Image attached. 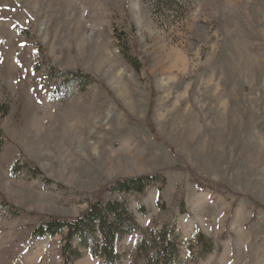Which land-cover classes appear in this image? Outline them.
Masks as SVG:
<instances>
[{"label": "rangeland", "instance_id": "rangeland-1", "mask_svg": "<svg viewBox=\"0 0 264 264\" xmlns=\"http://www.w3.org/2000/svg\"><path fill=\"white\" fill-rule=\"evenodd\" d=\"M182 3L0 0V264H61L60 238L33 227L153 175L128 208L140 228L173 222L175 264H264V0Z\"/></svg>", "mask_w": 264, "mask_h": 264}, {"label": "trees", "instance_id": "trees-1", "mask_svg": "<svg viewBox=\"0 0 264 264\" xmlns=\"http://www.w3.org/2000/svg\"><path fill=\"white\" fill-rule=\"evenodd\" d=\"M184 1L153 0L156 12L164 14L174 10L175 15L180 17L184 14ZM115 36L122 41L124 34L120 32ZM127 61L135 70L141 67L137 56L127 57ZM70 75L85 84L89 83L88 76L80 73ZM5 111V107L0 104V113L4 114ZM29 170L37 172L32 167ZM155 183L163 186L164 179L153 175L115 180L85 199L83 203L86 208L77 217L48 216L33 227L29 239L59 237L61 264H73L84 252L99 259L102 264H121L122 255L118 251V244L126 236L133 235L135 240L128 264H175L179 249L173 222L163 223L159 228L155 225L140 228L128 208V195L142 194L145 188ZM184 206L181 196L178 203L181 215L185 212ZM197 242L201 246V257L212 252V244L201 234H197Z\"/></svg>", "mask_w": 264, "mask_h": 264}]
</instances>
